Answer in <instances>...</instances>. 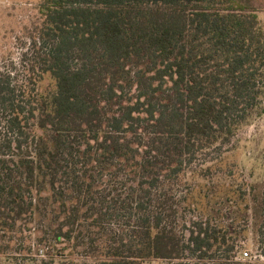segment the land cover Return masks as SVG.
Segmentation results:
<instances>
[{
    "label": "trees",
    "instance_id": "1",
    "mask_svg": "<svg viewBox=\"0 0 264 264\" xmlns=\"http://www.w3.org/2000/svg\"><path fill=\"white\" fill-rule=\"evenodd\" d=\"M251 1L40 0L38 76L54 83L21 100L0 84V235L34 224L98 264H253L209 218L180 235L172 198L264 116Z\"/></svg>",
    "mask_w": 264,
    "mask_h": 264
},
{
    "label": "rangeland",
    "instance_id": "2",
    "mask_svg": "<svg viewBox=\"0 0 264 264\" xmlns=\"http://www.w3.org/2000/svg\"><path fill=\"white\" fill-rule=\"evenodd\" d=\"M39 2L0 0V84H9L17 100L28 92L48 91L54 83L49 76L40 82L38 76L41 56L49 49V45L43 49L40 38ZM251 2L264 24V0ZM5 132L0 124V140ZM206 166H212L210 174L198 178L190 170L184 183L174 189L173 201L181 208L174 228L187 237L186 227L192 219L209 218L232 234L238 258L264 264V116L240 130L220 158L211 155L194 164L197 170ZM43 235L37 225L24 223L13 232H4L0 235V264H98L99 258L88 255L84 248L72 255L69 250L49 248ZM245 251L249 252L246 258ZM177 262L151 259L145 264ZM183 264L203 263L189 258Z\"/></svg>",
    "mask_w": 264,
    "mask_h": 264
},
{
    "label": "built area",
    "instance_id": "3",
    "mask_svg": "<svg viewBox=\"0 0 264 264\" xmlns=\"http://www.w3.org/2000/svg\"><path fill=\"white\" fill-rule=\"evenodd\" d=\"M244 255H245V256H244L245 258L248 257V256H249V252H248V251H245V252H244Z\"/></svg>",
    "mask_w": 264,
    "mask_h": 264
}]
</instances>
